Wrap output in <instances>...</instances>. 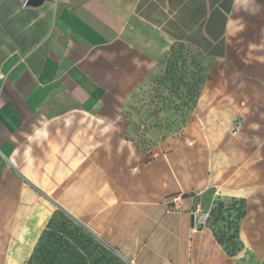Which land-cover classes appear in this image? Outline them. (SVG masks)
<instances>
[{
	"label": "crops",
	"instance_id": "0c3cea01",
	"mask_svg": "<svg viewBox=\"0 0 264 264\" xmlns=\"http://www.w3.org/2000/svg\"><path fill=\"white\" fill-rule=\"evenodd\" d=\"M27 1L0 0V264L27 263L52 202L98 236L126 211L163 210L176 194L190 218L212 191L209 207L242 198L248 216L264 219V0ZM176 46L210 65L192 124L216 130L200 132L201 148L186 144L171 163L140 171L120 122L139 121ZM133 67L143 80L109 100ZM213 255L160 264H264L220 260L216 246Z\"/></svg>",
	"mask_w": 264,
	"mask_h": 264
},
{
	"label": "rangeland",
	"instance_id": "374dc122",
	"mask_svg": "<svg viewBox=\"0 0 264 264\" xmlns=\"http://www.w3.org/2000/svg\"><path fill=\"white\" fill-rule=\"evenodd\" d=\"M135 62L138 63L141 60L136 59ZM207 64L205 59L184 46L172 48L163 63L162 74L154 78V82L162 78L159 82L164 84L163 94L155 84L148 97L145 93L144 99L140 96L142 100L140 103L144 102L140 107L139 121L137 123H130L129 120L120 122V130L126 141L125 147L132 145L137 150L140 171L155 162L171 163L179 149L187 148L186 144L195 146L198 143L201 148L200 132L208 134L216 130L215 124L210 122L203 121L196 126L192 124L195 110L189 124L183 129L180 127L184 114L188 115L184 108L186 101L183 100L191 102L196 96L198 85L211 77L210 65ZM216 67L217 70L227 69L222 64H217ZM144 76L141 69L133 67L130 69L129 77L123 76L122 85H114L108 94V99L114 100L125 96L132 84L141 82ZM127 115L126 118H129V114ZM204 119H206L205 116ZM240 124L238 120L235 122V131ZM137 127L138 132H136ZM186 127L189 128L186 129ZM171 174L174 175L172 170ZM171 182L174 183L173 180ZM211 196L212 191L204 192L199 196V200L207 201L205 202L207 207L194 214L193 220L189 215H185L181 207L184 195L179 194L169 196L163 210L158 207H155L156 209L140 207L126 211L125 215L116 220L108 234L101 236L94 234L91 237L77 235V238L70 240V253L66 255L65 264H94L97 259H101L98 264H160L167 260L187 261L191 255L195 259L206 262L216 258L213 255L214 246L220 253L217 258L228 260L220 246H217L214 241L213 244L209 243L211 239L208 238L212 233L208 228L212 225L210 213L212 207L216 205L215 203L209 207L208 198ZM175 199H177L176 202H174ZM229 202L225 203L229 204ZM192 225L193 228H191ZM241 239L244 245L246 241L249 245H245V252L243 251L239 258L264 259V219H253L247 215L242 222ZM99 248L111 254L102 258L101 251L98 252ZM40 258L41 255L30 264H41ZM110 258H115V263L108 262Z\"/></svg>",
	"mask_w": 264,
	"mask_h": 264
},
{
	"label": "trees",
	"instance_id": "16d2710c",
	"mask_svg": "<svg viewBox=\"0 0 264 264\" xmlns=\"http://www.w3.org/2000/svg\"><path fill=\"white\" fill-rule=\"evenodd\" d=\"M159 80H162L159 79ZM156 80L155 85L160 89L161 94L164 92V84ZM205 81L198 85L196 96L186 104V114H184L183 121L181 122V129L189 124L192 119V113L195 109L197 99L200 95L202 86ZM169 90V89H168ZM138 132V127L136 128ZM45 197V195H43ZM199 198V197H198ZM226 201H230L226 204ZM55 207L53 216L48 221L42 235L39 239L38 245L35 247L34 253L26 264H30L36 258L39 259L41 255V264H65L66 255L69 252L70 240L77 238V235H87L88 237L94 236L84 224L72 216L61 206L52 202ZM248 215V204L242 198H227L220 200L212 207L210 219L212 225L208 227L217 244L221 247L227 258L232 259L238 257L245 249L244 242L241 239V226L243 220ZM101 257H105L111 252L99 248ZM101 259H97L94 264H98ZM114 262L116 259L110 258L108 262ZM111 263V262H110Z\"/></svg>",
	"mask_w": 264,
	"mask_h": 264
},
{
	"label": "water",
	"instance_id": "95a60500",
	"mask_svg": "<svg viewBox=\"0 0 264 264\" xmlns=\"http://www.w3.org/2000/svg\"><path fill=\"white\" fill-rule=\"evenodd\" d=\"M46 0H28L26 5L29 7H40L42 6ZM193 219V218H192Z\"/></svg>",
	"mask_w": 264,
	"mask_h": 264
},
{
	"label": "built area",
	"instance_id": "2783aa9c",
	"mask_svg": "<svg viewBox=\"0 0 264 264\" xmlns=\"http://www.w3.org/2000/svg\"><path fill=\"white\" fill-rule=\"evenodd\" d=\"M176 201H177V199L174 200V202H176Z\"/></svg>",
	"mask_w": 264,
	"mask_h": 264
}]
</instances>
